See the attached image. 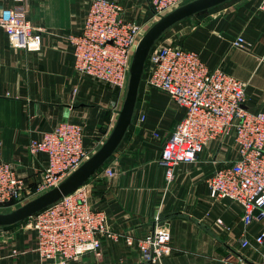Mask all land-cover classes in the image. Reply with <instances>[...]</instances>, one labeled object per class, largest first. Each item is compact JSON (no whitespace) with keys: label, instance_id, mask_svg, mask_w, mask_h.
Returning <instances> with one entry per match:
<instances>
[{"label":"crops","instance_id":"0c3cea01","mask_svg":"<svg viewBox=\"0 0 264 264\" xmlns=\"http://www.w3.org/2000/svg\"><path fill=\"white\" fill-rule=\"evenodd\" d=\"M141 25L153 24L147 0H109ZM14 0H0V9ZM27 18L41 29V49L10 48L0 29V151L25 182H39L45 155L32 156L29 141L62 122L83 127V144L98 150L112 132L125 92L73 69L69 35L80 33L89 0H27ZM242 37L243 47H234ZM198 53L209 69L220 68L245 85L248 111H264V13L257 0H229L175 24L161 36ZM123 94V95H122ZM183 110L159 90L145 87L143 76L133 117L119 146L82 186L88 202L103 211L111 229L135 237L166 231L171 253L154 264H250L264 259V218L243 222L241 206L210 196L205 179L236 158L232 135L209 142L189 164L175 168L167 181L157 160ZM141 116L143 119L141 120ZM156 134V136H154ZM111 175H107L106 171ZM220 219L221 224L216 220ZM23 221L0 227V264H150L136 248L102 239L100 255L85 253L69 261H43L35 232ZM248 241L243 246L242 241Z\"/></svg>","mask_w":264,"mask_h":264},{"label":"built area","instance_id":"2783aa9c","mask_svg":"<svg viewBox=\"0 0 264 264\" xmlns=\"http://www.w3.org/2000/svg\"><path fill=\"white\" fill-rule=\"evenodd\" d=\"M190 1L147 0L150 20L155 23ZM257 10L264 13V0H257ZM27 13V0H14L11 6L0 9V29L7 35L10 48L37 52L41 49L42 31L30 24ZM141 36V25L125 16L119 3L89 0L80 33L68 36L74 71L80 77H91L124 93ZM232 44L240 48L244 41L238 37ZM142 76L146 88L166 93L184 112L157 160L167 181L172 179L176 167L194 162L209 142L232 135L235 160L215 169L205 179L206 186L212 198L238 203L244 224L261 221L264 218V111H248L243 107L244 83L220 68L209 70L198 53L173 44L169 38H159L153 44ZM95 149L94 145L83 144L82 125L71 122L58 123L40 139L30 140L29 153L45 155L40 180L34 187L25 182L11 163L2 159L0 151V209L14 210L29 202L34 193L58 186ZM106 174L111 175L109 170ZM25 221V227L35 232L36 252L45 262L57 259L65 262L89 252L99 256L102 239L136 248L141 259L150 264L168 256L172 249L166 231L135 237L111 229L105 213L88 202L83 186ZM216 223L221 224V220L217 219ZM0 234L6 235V231L0 228ZM254 242L264 244V232ZM248 244L242 241L243 246ZM258 264H264V259Z\"/></svg>","mask_w":264,"mask_h":264},{"label":"water","instance_id":"95a60500","mask_svg":"<svg viewBox=\"0 0 264 264\" xmlns=\"http://www.w3.org/2000/svg\"><path fill=\"white\" fill-rule=\"evenodd\" d=\"M229 0H192L153 23L141 36L135 48L128 75V82L123 103L116 124L101 147L76 171L63 180L58 186L42 193L24 205L8 213H0V227H9L21 223L62 197L81 187L104 163L119 146L129 127L137 100L145 61L149 50L160 36L180 21L195 14L207 11Z\"/></svg>","mask_w":264,"mask_h":264},{"label":"rangeland","instance_id":"374dc122","mask_svg":"<svg viewBox=\"0 0 264 264\" xmlns=\"http://www.w3.org/2000/svg\"><path fill=\"white\" fill-rule=\"evenodd\" d=\"M43 192H45V191H43ZM43 192L40 191L38 193H34L33 195H31V197L28 199V201L31 200V199L36 198L37 196L41 195ZM12 210L13 209H11V208H3V209H0V213H8V212H11Z\"/></svg>","mask_w":264,"mask_h":264},{"label":"bare ground","instance_id":"6f19581e","mask_svg":"<svg viewBox=\"0 0 264 264\" xmlns=\"http://www.w3.org/2000/svg\"><path fill=\"white\" fill-rule=\"evenodd\" d=\"M32 200V199H31Z\"/></svg>","mask_w":264,"mask_h":264}]
</instances>
